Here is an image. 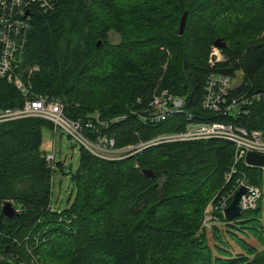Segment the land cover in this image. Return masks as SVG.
<instances>
[{
    "label": "trees",
    "instance_id": "16d2710c",
    "mask_svg": "<svg viewBox=\"0 0 264 264\" xmlns=\"http://www.w3.org/2000/svg\"><path fill=\"white\" fill-rule=\"evenodd\" d=\"M50 2L30 4L20 74L30 92L61 98L72 118L98 112L108 122L98 125L100 133L113 136L116 147L182 131L191 121L264 130V0ZM218 38L226 43L224 59L211 65ZM239 71L243 79L231 96L249 97L242 104L249 111L205 109L209 75L235 78ZM163 90L183 97L184 106L156 121L150 102ZM22 100L0 77V106ZM53 127L42 117L0 123V264H264V169L235 164L232 141H162L116 159L80 145L74 198L56 210L52 178L63 162L52 166L42 148L44 128ZM239 178L262 189L258 205L231 219L217 213L225 229L211 227V245L205 209L225 192L236 193ZM7 201L17 210L14 218L2 211ZM228 241L243 251L233 253Z\"/></svg>",
    "mask_w": 264,
    "mask_h": 264
},
{
    "label": "built area",
    "instance_id": "2783aa9c",
    "mask_svg": "<svg viewBox=\"0 0 264 264\" xmlns=\"http://www.w3.org/2000/svg\"><path fill=\"white\" fill-rule=\"evenodd\" d=\"M51 0H0V77L12 83L21 93L23 100L13 106H0V123L22 119L25 117H42L54 126L55 137L59 129L75 137L80 145L84 146L91 153L107 158H121L133 149H142L146 146L157 144L162 141H188L207 139L211 137H224L234 144L235 164L243 160L248 166H255L246 161L248 152H256L264 155V130H249L231 122L223 121H191L186 124L185 129L177 132L159 134L152 139L141 142L135 146L118 148L115 146V138L100 133L98 125H106L108 122L100 118L98 112L93 118L86 120L72 118L64 110V101L55 96L36 94L30 92L31 85L26 83L21 76L20 69L23 65L20 51L23 50L24 33L30 27L28 11L32 2L38 3L43 8L51 6ZM221 48L214 45L210 53L209 62L214 65L223 60ZM37 70V67L30 69V72ZM237 77V76H236ZM236 77L222 73H211L206 83L202 105L205 109L215 113L241 114L247 113L248 108L242 104H250V98L241 95L231 96V90L237 85L234 84ZM184 106V98L172 95L163 90L155 93L150 102L151 119L156 121L165 120L172 112L181 111ZM90 129L98 132L95 139H92L85 130ZM54 149V145H51ZM134 152V151H133ZM47 160L54 166L56 157L47 153ZM264 169V166H258ZM235 171L233 166L228 172V178ZM242 186L245 192L241 195L239 205L242 211L254 209L262 195V189L245 178L237 180V190ZM233 191V192H232ZM227 192L224 199H233L234 190ZM36 264L39 262L35 261Z\"/></svg>",
    "mask_w": 264,
    "mask_h": 264
},
{
    "label": "rangeland",
    "instance_id": "374dc122",
    "mask_svg": "<svg viewBox=\"0 0 264 264\" xmlns=\"http://www.w3.org/2000/svg\"><path fill=\"white\" fill-rule=\"evenodd\" d=\"M111 39L112 41L117 42L118 35L115 33H111ZM242 79H243L242 72L241 71L237 72V77L234 80V84L236 85L240 84ZM43 138L46 143H50L51 145H54V149L50 148L48 154H54L56 157V162L58 161L63 162L62 167H59L58 164H56V170L54 171L52 178L53 186H52V195H51L53 208L56 210H62L69 205L71 201L69 202L68 199L71 197L72 200L76 192L71 177H72V172L76 170L79 164L80 143L75 137L70 136L67 132H64L62 129H59L57 131L55 137L54 129L44 128ZM226 193L227 192H225L220 198H218L217 201L215 202L211 201L205 209V218L203 224L208 230V236L211 245L214 244L211 227L213 225H217L221 229V231L222 229L223 230L225 229L224 228L225 223L218 220L219 216L217 215V213H221L225 217V209L230 205L232 201L231 199L230 200L228 199L227 201L224 199L223 196L226 195ZM251 238L253 239V237ZM252 242L255 245L257 244L258 248L260 249L263 246L259 244V242L256 241L255 239L252 240ZM228 243L231 244L233 253H238L243 251V249L235 241L232 243L228 241ZM31 264H36V263H33L32 261Z\"/></svg>",
    "mask_w": 264,
    "mask_h": 264
},
{
    "label": "water",
    "instance_id": "95a60500",
    "mask_svg": "<svg viewBox=\"0 0 264 264\" xmlns=\"http://www.w3.org/2000/svg\"><path fill=\"white\" fill-rule=\"evenodd\" d=\"M186 17H187V13L185 12L183 14V16L181 18V22H180V30H179L180 34H182L184 31ZM215 44L218 47H225L226 46V43L224 41H222L221 38L216 39ZM246 161L252 165H255V166H264V155L256 153V152H248V154L246 156ZM143 172L148 176L154 175L153 171H151L149 169H143ZM244 192H245V187L242 186L235 193L230 205L225 209V217L227 219L236 218L243 213L242 209L238 205V202L240 200L241 195ZM2 211L5 215H7L10 218H14L17 215V210L15 209V207L13 206V204L10 201H7L4 204Z\"/></svg>",
    "mask_w": 264,
    "mask_h": 264
},
{
    "label": "crops",
    "instance_id": "0c3cea01",
    "mask_svg": "<svg viewBox=\"0 0 264 264\" xmlns=\"http://www.w3.org/2000/svg\"><path fill=\"white\" fill-rule=\"evenodd\" d=\"M42 148L48 153L49 149L52 148L50 143H46L43 138Z\"/></svg>",
    "mask_w": 264,
    "mask_h": 264
}]
</instances>
